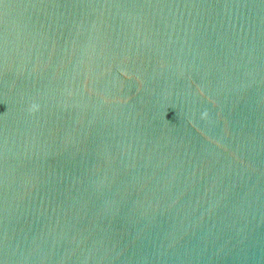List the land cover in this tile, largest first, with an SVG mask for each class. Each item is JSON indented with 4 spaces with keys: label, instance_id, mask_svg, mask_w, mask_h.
<instances>
[{
    "label": "water",
    "instance_id": "water-1",
    "mask_svg": "<svg viewBox=\"0 0 264 264\" xmlns=\"http://www.w3.org/2000/svg\"><path fill=\"white\" fill-rule=\"evenodd\" d=\"M0 264H264V0H0Z\"/></svg>",
    "mask_w": 264,
    "mask_h": 264
}]
</instances>
